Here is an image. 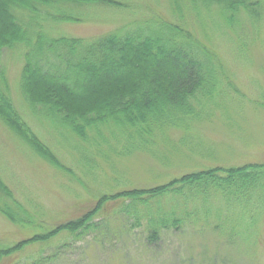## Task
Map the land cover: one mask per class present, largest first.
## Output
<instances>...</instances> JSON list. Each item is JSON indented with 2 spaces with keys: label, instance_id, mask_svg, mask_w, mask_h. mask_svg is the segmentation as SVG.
I'll use <instances>...</instances> for the list:
<instances>
[{
  "label": "trees",
  "instance_id": "1",
  "mask_svg": "<svg viewBox=\"0 0 264 264\" xmlns=\"http://www.w3.org/2000/svg\"><path fill=\"white\" fill-rule=\"evenodd\" d=\"M124 1L0 0V120L35 157L68 177L73 176L71 169L34 133L13 104L2 65L6 51L22 59L18 92L28 113L46 119L71 141L56 136L61 146L73 152L70 156L90 181L98 182L100 161L110 167L115 158L161 151L168 140L166 130L186 131L190 121L207 117L213 104L222 108L228 95H241L211 46L186 28L158 17L120 26L96 38L51 34L55 26L82 22L80 13L86 7L127 10ZM189 1L214 8L215 30L234 32L241 46L248 27L255 33L264 18V0ZM170 4L172 14L181 18L174 0ZM258 105L264 109V101ZM175 176L167 172L156 181L168 182L131 187L123 179L115 183L119 189L100 193L95 206L80 217L0 248V260L61 234L73 239L84 235L109 201H122L115 213L132 216L137 225L145 222L152 243L163 230L179 229L186 221L195 223L215 214L230 220L240 214L252 223L264 208V162L177 172ZM0 214L22 228L35 225L33 213L1 177ZM52 261L38 253L15 264Z\"/></svg>",
  "mask_w": 264,
  "mask_h": 264
},
{
  "label": "rangeland",
  "instance_id": "2",
  "mask_svg": "<svg viewBox=\"0 0 264 264\" xmlns=\"http://www.w3.org/2000/svg\"><path fill=\"white\" fill-rule=\"evenodd\" d=\"M170 1L125 0L127 10L86 7L80 13L82 22L55 26L51 34L96 38L120 26L158 17L186 28L211 46L241 95H228L222 108L213 104L208 116L190 121L186 131L166 130L170 141H164L161 151L115 158L110 167L100 161L98 182L90 181L70 156L73 152L57 142L56 136L67 143L66 137L46 119L28 113L18 92L22 59L6 51L2 65L14 106L73 176L40 161L0 120V177L35 220L33 227L22 228L0 214V248L80 217L95 206L100 193L119 189L116 184L123 179L129 182L128 187L148 186L168 182L170 179L156 181L167 172L176 177L177 172L264 162V109L258 105L264 101V18L255 33L248 27L247 39L241 46L234 32L215 30L214 8L204 7L201 2L174 0L180 9L177 13L182 14L179 18L172 14ZM120 203L107 202L84 235L73 239L61 234L46 244L27 245L20 253L3 257L0 264L21 263L38 253L51 258L52 264H264V208L252 223L240 214L230 220L211 214L210 219L186 221L179 229L163 230L152 243L145 222L137 225L132 216L115 213Z\"/></svg>",
  "mask_w": 264,
  "mask_h": 264
}]
</instances>
